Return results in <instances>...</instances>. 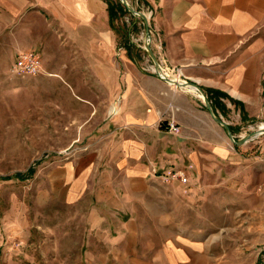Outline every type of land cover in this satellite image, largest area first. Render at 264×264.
I'll use <instances>...</instances> for the list:
<instances>
[{
	"label": "crops",
	"instance_id": "obj_1",
	"mask_svg": "<svg viewBox=\"0 0 264 264\" xmlns=\"http://www.w3.org/2000/svg\"><path fill=\"white\" fill-rule=\"evenodd\" d=\"M9 1L13 14L36 18L45 75L74 104L66 125L78 129L76 146L60 172L80 216L81 264H213L192 215L209 194L200 179L210 159L229 149L201 91L220 118L232 114L229 129L264 114V0H144L157 62L201 91L161 80L150 57L119 43L104 0ZM153 169H181L186 180L162 182Z\"/></svg>",
	"mask_w": 264,
	"mask_h": 264
},
{
	"label": "rangeland",
	"instance_id": "obj_2",
	"mask_svg": "<svg viewBox=\"0 0 264 264\" xmlns=\"http://www.w3.org/2000/svg\"><path fill=\"white\" fill-rule=\"evenodd\" d=\"M127 2L147 23L123 8L114 16L116 38L149 58L144 41L148 28L152 45V6L144 0ZM34 20L13 14L10 1L0 0V264H81L80 216L65 202L60 172L76 146L78 129L66 125L74 122V104L67 95L59 97L58 82L46 77L44 67L40 74L12 69L19 51H40L32 40ZM146 64L151 70V61ZM60 99L66 110H59ZM230 115L221 119L233 121ZM241 117L230 127L235 141L260 133L241 144L227 137L229 154L210 159L200 179L208 197L203 207L193 209L191 225L202 232L213 264H264V114ZM200 195L195 192L194 198Z\"/></svg>",
	"mask_w": 264,
	"mask_h": 264
},
{
	"label": "built area",
	"instance_id": "obj_3",
	"mask_svg": "<svg viewBox=\"0 0 264 264\" xmlns=\"http://www.w3.org/2000/svg\"><path fill=\"white\" fill-rule=\"evenodd\" d=\"M148 40L151 41L150 36L148 37ZM12 69L15 73H19V74L39 73L42 71L41 58L39 54L33 50H21L17 53L13 61ZM151 71L155 73L161 80H164L163 78H166V77L172 80L185 79V78H182L179 73H176V72L171 73L165 70V68H163L159 63L157 67L154 64H152ZM166 125L169 130H172V131L178 130V126L175 124L172 117L166 121ZM152 174L154 176L159 177L160 181L162 182H169L173 180H180V181L186 180V175L181 169H170L165 172H158L157 170L153 169Z\"/></svg>",
	"mask_w": 264,
	"mask_h": 264
},
{
	"label": "water",
	"instance_id": "obj_4",
	"mask_svg": "<svg viewBox=\"0 0 264 264\" xmlns=\"http://www.w3.org/2000/svg\"><path fill=\"white\" fill-rule=\"evenodd\" d=\"M121 3L122 5L126 8V10H128L129 12H131L132 14H138L141 18H143V20L145 21V23H147V18L146 16L142 13V12H139L137 10H135L133 7L129 6L127 0H121ZM147 26V25H146ZM147 28V27H146ZM148 37H149V33H148V28H147V31H146V40L144 41V45H145V51L147 53V55L151 58L153 64L157 67L158 65V62L155 58V55L152 51V48H151V44H150V40H148ZM166 82H169L170 84H174L178 87H181V88H195L196 90L198 91H201L200 87L190 81V80H187V79H181V80H172L170 78H163ZM201 97L203 99V103L205 105V107L208 109V111L210 112V114L212 115V117L214 118V120L219 123L223 128H225V130L227 131V135L229 137V139L234 142L235 144H241L243 142H245L249 137H252L253 135H256L258 133H260V131H255L253 132L252 134L249 135V137H244L238 141H235L234 138H233V135L231 134L230 132V129H229V126L226 122H224L218 115H216L211 107V104L209 102V100L204 96L203 92L201 91Z\"/></svg>",
	"mask_w": 264,
	"mask_h": 264
},
{
	"label": "trees",
	"instance_id": "obj_5",
	"mask_svg": "<svg viewBox=\"0 0 264 264\" xmlns=\"http://www.w3.org/2000/svg\"><path fill=\"white\" fill-rule=\"evenodd\" d=\"M107 4V11H108V16H109V23L111 25H115L114 23V16L118 13V12H123V8L125 9V7L123 5H121L120 3L116 4L115 6L113 5L111 0H104ZM126 10V9H125ZM115 29H116V25H115ZM220 95H224V94H220ZM214 103V101H213ZM16 177L23 179L25 176L18 173L16 174Z\"/></svg>",
	"mask_w": 264,
	"mask_h": 264
}]
</instances>
